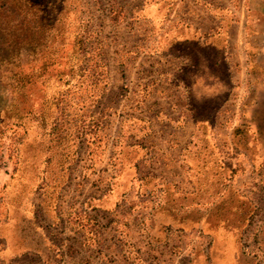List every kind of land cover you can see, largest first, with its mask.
<instances>
[{"label":"rangeland","instance_id":"1","mask_svg":"<svg viewBox=\"0 0 264 264\" xmlns=\"http://www.w3.org/2000/svg\"><path fill=\"white\" fill-rule=\"evenodd\" d=\"M51 2L0 62V264H264V0Z\"/></svg>","mask_w":264,"mask_h":264},{"label":"trees","instance_id":"2","mask_svg":"<svg viewBox=\"0 0 264 264\" xmlns=\"http://www.w3.org/2000/svg\"><path fill=\"white\" fill-rule=\"evenodd\" d=\"M51 5V0L40 3L35 0H0V62L12 57L16 59L23 45H36L39 32L44 27L50 29L54 21V18H48L54 9ZM47 9L50 14L46 12L45 17L41 16L40 12Z\"/></svg>","mask_w":264,"mask_h":264},{"label":"crops","instance_id":"3","mask_svg":"<svg viewBox=\"0 0 264 264\" xmlns=\"http://www.w3.org/2000/svg\"><path fill=\"white\" fill-rule=\"evenodd\" d=\"M158 1H161L160 4H162V5L153 3L152 11H151V13H153V17H154L153 19H156V17L159 16L160 14H163L164 16H166L168 14V16H170V14L172 13V10L175 11L176 10L175 7L179 6V5H175V3L178 0H158ZM187 1H188V11L186 10V12H182V16L190 17V14L193 13L189 9V5L191 7H193V9H195V8L199 9L200 8L199 10L201 11L202 6L200 4H197V2L201 1V0H187ZM174 5H175V7H174ZM210 13H211L210 15L215 14L217 16V15H219V13H222V12H220V10L218 9L214 12V14H212L213 13L212 10ZM224 13L230 14L228 9ZM226 14L225 15L223 14L224 18H225V16H227ZM225 27H226V29H223L221 32L229 33V28L232 29L234 27V22H231V24L226 25ZM220 30H221L220 25H218V27L216 29H214V31L212 32V33H214V37L210 40V44L217 47V48H221L224 45L223 38H221L219 35H216V34L220 33ZM206 32H208V31L206 30ZM202 33H203V29L201 28V26H196V24L191 23V22H188L186 24H178V23L173 24L170 26V34H168V36L165 35L164 39H165L166 43L164 42L163 44H160V45H162V48L168 50L169 52L174 50V49L176 50L175 51L176 54L171 55L169 57H170V59H173L176 61V65L180 66L181 64H180L179 50H182L181 47H183V49H186L185 46H188V47L193 46L194 48L199 47L200 49H202V45H203V43L201 41ZM168 38L171 40V42ZM172 44H176V45H172ZM160 45H159V47H160ZM183 64H184V66L186 65L185 61ZM176 72H177V70H176ZM110 199H111L110 205L112 203L113 204L116 203L112 199V197ZM90 221L91 220H89V222ZM93 222L96 223L95 220H93ZM92 233L93 232H91V230H89V232L86 233V238L88 239L89 236H93L94 234H92ZM81 238L84 241V239H85L84 224H82ZM27 243H28V241L26 238L25 243L23 242V245L20 246L21 249L18 253V256H24V255L30 254L31 252L38 254L40 256L41 253L36 249L28 247Z\"/></svg>","mask_w":264,"mask_h":264}]
</instances>
